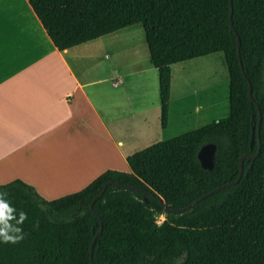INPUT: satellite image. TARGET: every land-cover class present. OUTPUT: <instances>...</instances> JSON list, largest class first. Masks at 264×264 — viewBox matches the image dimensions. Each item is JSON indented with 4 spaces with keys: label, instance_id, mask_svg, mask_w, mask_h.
Returning <instances> with one entry per match:
<instances>
[{
    "label": "trees",
    "instance_id": "1",
    "mask_svg": "<svg viewBox=\"0 0 264 264\" xmlns=\"http://www.w3.org/2000/svg\"><path fill=\"white\" fill-rule=\"evenodd\" d=\"M59 51L140 25L150 62L159 74L161 127L169 121L172 69L223 53L229 73L228 118L155 144L128 158L130 172L108 170L82 191L47 201L16 180L0 186L24 211V239L0 242V264H264V0H28ZM249 83L256 104L249 98ZM259 108V109H258ZM184 213L211 191L235 182ZM253 128L255 130L253 131ZM254 134V145L252 146ZM215 144L212 171L198 154ZM154 192L152 197L148 193ZM160 197L165 205L158 200ZM164 217L159 225L158 218ZM38 223V227L36 226Z\"/></svg>",
    "mask_w": 264,
    "mask_h": 264
},
{
    "label": "crops",
    "instance_id": "2",
    "mask_svg": "<svg viewBox=\"0 0 264 264\" xmlns=\"http://www.w3.org/2000/svg\"><path fill=\"white\" fill-rule=\"evenodd\" d=\"M131 28L59 51L28 0H0V186L20 180L56 200L108 170L130 172L128 158L138 153L126 152L132 141L146 138L149 126L161 128L159 74L156 105L146 92L144 67L109 63L105 40ZM184 63L171 67L168 126L179 102L175 68ZM217 107L212 99L206 109Z\"/></svg>",
    "mask_w": 264,
    "mask_h": 264
},
{
    "label": "rangeland",
    "instance_id": "3",
    "mask_svg": "<svg viewBox=\"0 0 264 264\" xmlns=\"http://www.w3.org/2000/svg\"><path fill=\"white\" fill-rule=\"evenodd\" d=\"M105 41V48L108 49L109 55L112 57L109 62L110 65L113 63V65L122 69L135 64H140V67H144L145 72L141 76L146 80V85H149V89L146 92L150 103L153 101L156 105H160L158 72L152 68L150 63L144 29L137 25L128 29L124 35L114 36L110 42L108 40ZM106 74H103V76ZM153 82L155 83L154 88L152 87ZM144 89L142 90L143 93ZM120 91V94L123 93V88H120ZM173 95L174 98L179 97V102L172 104L173 120L167 129L157 128L155 125L149 126L146 138H141L137 141L138 143L133 140L132 145L134 147L126 150L127 153H139L141 150L143 151L145 148L147 149L155 144L172 140L213 122L228 118L230 110L229 74L224 54H213L186 62L183 66L175 68ZM183 98L187 100H182ZM212 99L218 103V107L213 110H207V105ZM134 106L136 107V104L133 101ZM201 108L204 109L201 113H198L197 110ZM188 110L192 116L189 117L188 115L183 123L176 122L178 119L184 118L183 116L188 113ZM128 167L127 165V169ZM164 220V217L158 218L159 225H162Z\"/></svg>",
    "mask_w": 264,
    "mask_h": 264
},
{
    "label": "water",
    "instance_id": "4",
    "mask_svg": "<svg viewBox=\"0 0 264 264\" xmlns=\"http://www.w3.org/2000/svg\"><path fill=\"white\" fill-rule=\"evenodd\" d=\"M230 6H231V11H230V26H231V30L237 35V39H238V55H239V60H240V66H241V70H242V73H243L245 79L248 80V78H247V76L245 74V70H244V67H243V62H242V59H241V52H240L241 41H240V39L238 37V34H237L236 29L234 28V22H233V0H230ZM249 98H250V100H251L252 103L256 104L255 99L253 97V88H252L251 83H249ZM261 120H262V116L260 114L259 121H258V137H259V148H258V151H257V153L255 155H252V156H250V155H244L242 157V159H241V172H240L239 178L235 182L226 184L224 186H221V187H219V188L211 191L210 193H208V194L200 197L199 199L195 200L193 203H191L189 206H187L185 208L172 209V210H169V211H171L173 213H177V214L184 213V212L192 209L196 204H198L202 200L206 199L209 196H212L213 194H215L219 190H222V189H225V188H230V187H233L236 184H238L240 182L242 176H243V172H244L243 162H244V160H246V159H255L260 154V152H261V142H260ZM254 130H255V128H253V131ZM253 145H254V134H253V140H252V146ZM216 152H217V146L215 144H208V145H206V146H204V147L201 148V150L199 151V154H198V159H199V161H200L203 169L208 170V171H212L214 169V167H215ZM111 185H114L116 187L123 188V189H126V190H134V191H139V192H145L144 190H141L139 188H133V187H129V186H123V185H121L119 183H107V184L104 185V187L102 188L101 192L93 199L90 208H91L92 213L96 217H98V219L100 220L101 229L96 234L95 239H94V241L91 244L90 257H91V263L92 264H94V262H93L94 245H95L98 237L102 234V230H103V222H102L101 217L99 216V214L94 210V204L101 197H103V195L106 193L108 187L111 186ZM148 194L150 196H152V197L155 196L154 192H151V193H148ZM157 198H158V200L161 201V203L163 205H165L164 202L162 201V199L160 197H157Z\"/></svg>",
    "mask_w": 264,
    "mask_h": 264
},
{
    "label": "clouds",
    "instance_id": "5",
    "mask_svg": "<svg viewBox=\"0 0 264 264\" xmlns=\"http://www.w3.org/2000/svg\"><path fill=\"white\" fill-rule=\"evenodd\" d=\"M7 196V192H0V242L17 244L24 239L22 225L28 215L22 210L17 213ZM36 226L38 227V223Z\"/></svg>",
    "mask_w": 264,
    "mask_h": 264
}]
</instances>
